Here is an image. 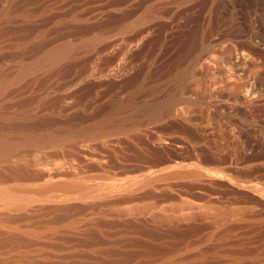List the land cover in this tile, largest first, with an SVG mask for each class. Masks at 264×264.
Returning <instances> with one entry per match:
<instances>
[{"label":"rangeland","instance_id":"rangeland-1","mask_svg":"<svg viewBox=\"0 0 264 264\" xmlns=\"http://www.w3.org/2000/svg\"><path fill=\"white\" fill-rule=\"evenodd\" d=\"M0 264H264V0H0Z\"/></svg>","mask_w":264,"mask_h":264}]
</instances>
